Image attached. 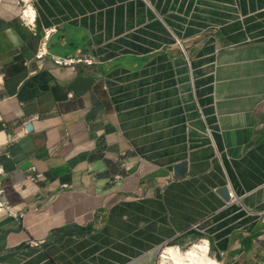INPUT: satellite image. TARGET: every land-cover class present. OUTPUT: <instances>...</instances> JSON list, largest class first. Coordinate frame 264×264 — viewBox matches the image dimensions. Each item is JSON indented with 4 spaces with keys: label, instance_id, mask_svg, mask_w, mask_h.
<instances>
[{
    "label": "crops",
    "instance_id": "1",
    "mask_svg": "<svg viewBox=\"0 0 264 264\" xmlns=\"http://www.w3.org/2000/svg\"><path fill=\"white\" fill-rule=\"evenodd\" d=\"M16 1L36 28L0 1L1 184L22 214L0 215V264H157L200 239L263 264L264 0ZM51 28L49 52L95 64L39 68Z\"/></svg>",
    "mask_w": 264,
    "mask_h": 264
},
{
    "label": "built area",
    "instance_id": "2",
    "mask_svg": "<svg viewBox=\"0 0 264 264\" xmlns=\"http://www.w3.org/2000/svg\"><path fill=\"white\" fill-rule=\"evenodd\" d=\"M21 22L32 32L35 31V11L34 16L32 18H24L22 15H19ZM56 31L55 28L44 30L43 36L40 38L37 49L34 53L33 59L39 64V68L42 67V63L44 60H48L54 67L62 68L74 72L78 66H91L95 64V60L88 54L85 53H76L70 56H59L56 54H52L48 50V40L50 35ZM30 125L22 126V130L20 134L26 133L30 130ZM3 146L2 141L0 140V150ZM31 171H34V168H31ZM4 175V169L0 164V215L10 216V217H21V213H16L13 208L8 204V202L4 198V189L1 184V178ZM40 175L37 174L35 176H30L29 178L33 181L39 178ZM203 239L197 241V243L202 242ZM169 246L168 243L164 244L162 247ZM173 247L177 248L178 250L182 251L181 247L178 245H172ZM161 247V248H162ZM220 256H223L221 253ZM213 259L217 261L216 257L213 255ZM219 262V261H218ZM264 264V263H263Z\"/></svg>",
    "mask_w": 264,
    "mask_h": 264
},
{
    "label": "bare ground",
    "instance_id": "3",
    "mask_svg": "<svg viewBox=\"0 0 264 264\" xmlns=\"http://www.w3.org/2000/svg\"><path fill=\"white\" fill-rule=\"evenodd\" d=\"M22 1L27 2V0ZM22 15L24 18H32L34 11L30 6H27ZM163 249L160 264H220L209 257V245L204 240L193 244L186 253L173 246L164 247Z\"/></svg>",
    "mask_w": 264,
    "mask_h": 264
},
{
    "label": "rangeland",
    "instance_id": "4",
    "mask_svg": "<svg viewBox=\"0 0 264 264\" xmlns=\"http://www.w3.org/2000/svg\"><path fill=\"white\" fill-rule=\"evenodd\" d=\"M0 1L3 2L4 7H5L6 10H10V11L14 12L15 14H17L18 16L22 15L23 11L27 8V4H25L23 2H20V1H16V0H0ZM195 243H197V241L193 242L190 245L181 247L182 252L186 253V251L189 250V248ZM168 245L172 246L173 244L168 243ZM162 249H163V247L159 248L160 251H159V258H158L157 264H160V262H161L160 257L162 255V252L164 251V249H163V251H162ZM209 253H210L209 257L213 259V254H212L210 246H209Z\"/></svg>",
    "mask_w": 264,
    "mask_h": 264
},
{
    "label": "water",
    "instance_id": "5",
    "mask_svg": "<svg viewBox=\"0 0 264 264\" xmlns=\"http://www.w3.org/2000/svg\"><path fill=\"white\" fill-rule=\"evenodd\" d=\"M219 193L221 194L222 198L225 200V201H228L229 200V193H228V190L226 187H223L219 190Z\"/></svg>",
    "mask_w": 264,
    "mask_h": 264
}]
</instances>
